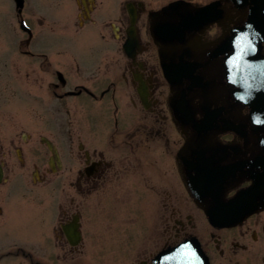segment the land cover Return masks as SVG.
Masks as SVG:
<instances>
[{"label":"flooded vegetation","instance_id":"flooded-vegetation-1","mask_svg":"<svg viewBox=\"0 0 264 264\" xmlns=\"http://www.w3.org/2000/svg\"><path fill=\"white\" fill-rule=\"evenodd\" d=\"M63 2L59 20L39 9L30 29L24 0L20 7L13 0L8 39L0 19V72L23 92L32 84L34 104L55 113L50 134L29 150L32 133H0V264H159L157 255L179 244L193 258L179 264H264V208L218 225L199 204V196L213 202L212 188L227 200L264 173V118L252 113L260 81L242 87L244 123L234 122L247 124L248 135L263 125L258 153L227 128L213 137L219 153H179L194 128L174 115L175 86L159 52L174 65L193 63L196 78L215 74L212 63L227 68L236 46H260L264 0ZM56 25L62 37H52ZM261 45L264 52V39ZM169 61L186 90L189 70L172 73ZM222 83L232 87L226 77ZM223 99L212 105L221 109L218 122ZM193 102L198 107L201 98Z\"/></svg>","mask_w":264,"mask_h":264},{"label":"water","instance_id":"water-1","mask_svg":"<svg viewBox=\"0 0 264 264\" xmlns=\"http://www.w3.org/2000/svg\"><path fill=\"white\" fill-rule=\"evenodd\" d=\"M16 5L19 7L22 5V0H16ZM174 5L168 6L171 9ZM264 13L260 12V46L259 45H248L239 46V50L234 51L232 59L226 68L224 62H213L212 74L206 77L204 71L200 72V77L196 78L193 76L192 65L189 62H179L174 65V62H170L167 58V53L160 50L161 64L164 67L165 75L169 82L175 86V94L172 98V105L174 115L178 122L184 126L185 129L188 127L194 128L185 140L179 153H219L220 148L215 147V139L213 138L221 128L233 129L234 131L243 134L245 140L250 138L254 145L251 153H258V143L256 140L260 135V130L263 125H254L250 127L249 135L246 134L247 124H234L239 121L241 116L238 108L240 106V100L243 98L244 90L242 87L247 85V81L250 83H257L260 80V104L258 98L253 103L252 113L256 117L264 118V54L261 52L262 46L261 41L264 39ZM167 48V46H163ZM177 47V46H168ZM185 49V47H180ZM187 48V47H186ZM253 48V49H251ZM170 62L174 65L170 68L174 71L172 73H178L181 69L189 70V75L184 76L186 79V86L184 90L181 88V78L175 75H171L165 64ZM199 65L205 66L206 63H199ZM256 73V72H258ZM227 78L232 87L228 86L225 89V84L222 83L224 78ZM246 80V81H245ZM223 88V89H219ZM233 94V99L228 96ZM198 95L201 98V103L198 107H195L193 102L194 96ZM224 95L222 100L223 115H220V122L216 120L217 115L221 109H212V105H216L220 96ZM260 107V109H259ZM204 111V115L201 119H196L195 113L197 111ZM216 121V124L213 121ZM249 128V127H248ZM245 130V131H244ZM219 149V150H218ZM253 184L247 188L240 189L235 195L223 199L219 192V187L212 188L216 194L212 195L213 202L209 201L207 196H199V204L206 214L208 220L213 224L225 225L233 224L240 220L242 217L252 213L255 210L264 208V173H260V176H253ZM260 179V188L259 180ZM260 193V201H257V195ZM186 250L182 244L165 250L163 253H159L156 257V261L159 264H179L181 261L191 262L192 257L185 258L184 254Z\"/></svg>","mask_w":264,"mask_h":264},{"label":"rangeland","instance_id":"rangeland-1","mask_svg":"<svg viewBox=\"0 0 264 264\" xmlns=\"http://www.w3.org/2000/svg\"><path fill=\"white\" fill-rule=\"evenodd\" d=\"M63 3V0H24L22 9L24 22L30 29H33L39 9H42V11L51 17L59 20L61 18V6ZM0 19L3 21V29L5 30L4 38L8 39L12 34L15 21L13 0H0ZM48 32L50 33V31ZM51 33L53 34L52 37H62L61 29L57 25L54 26ZM4 50L5 46L0 45V57L4 53ZM5 56H2V58L5 59ZM1 60L0 58V70L3 69V62ZM12 61H14L13 65L15 66L17 60L13 59ZM10 63L7 62L5 70L11 69V66H9ZM26 66L30 67L27 69L31 72L30 75H32V62H26ZM3 75L0 72V133L17 134L19 139L22 132L32 133V140L24 144V149L29 150L32 148L35 138L41 134H50V119L55 113L49 109H40L34 104V101H36L34 97L35 89L32 84L26 86L23 92L20 84L16 81L12 83L9 79L4 78ZM8 80L10 81L9 86H5ZM72 112L75 114V117H79L83 110L77 108L73 109ZM59 116L65 117L64 114H60ZM38 149L40 151L46 150L41 145L38 146Z\"/></svg>","mask_w":264,"mask_h":264}]
</instances>
